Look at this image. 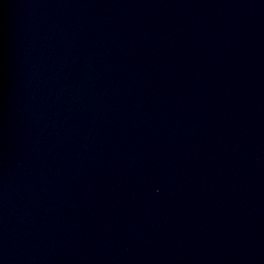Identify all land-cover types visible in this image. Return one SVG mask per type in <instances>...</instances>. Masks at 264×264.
Instances as JSON below:
<instances>
[{
  "label": "water",
  "instance_id": "95a60500",
  "mask_svg": "<svg viewBox=\"0 0 264 264\" xmlns=\"http://www.w3.org/2000/svg\"><path fill=\"white\" fill-rule=\"evenodd\" d=\"M0 264H264V0H0Z\"/></svg>",
  "mask_w": 264,
  "mask_h": 264
}]
</instances>
